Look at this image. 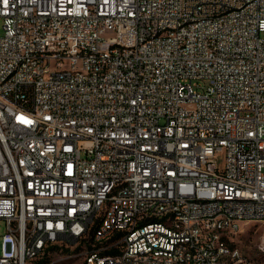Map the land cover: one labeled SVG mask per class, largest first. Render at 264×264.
I'll return each instance as SVG.
<instances>
[{
	"label": "built area",
	"instance_id": "2783aa9c",
	"mask_svg": "<svg viewBox=\"0 0 264 264\" xmlns=\"http://www.w3.org/2000/svg\"><path fill=\"white\" fill-rule=\"evenodd\" d=\"M252 218L264 0H0V264L41 242L88 264H263L217 258Z\"/></svg>",
	"mask_w": 264,
	"mask_h": 264
},
{
	"label": "bare ground",
	"instance_id": "6f19581e",
	"mask_svg": "<svg viewBox=\"0 0 264 264\" xmlns=\"http://www.w3.org/2000/svg\"><path fill=\"white\" fill-rule=\"evenodd\" d=\"M91 59H99L101 58V51H90ZM64 63H73V56H49V64H64ZM37 66H46V59H37ZM89 75H96V68H89ZM248 222H257L262 224L261 218H252L247 220ZM244 221V222H247ZM166 223H173V216H166ZM243 231V229L239 230V234ZM220 235V227H209L208 228V238H216ZM233 242V237H224V249L218 250V242L216 239L208 240V247L210 250H218L217 258L221 259H229L232 255L237 252H241L238 248H234L231 243ZM234 242L236 241V237H234ZM253 247L257 248V256H262V248L264 247V229L260 236V240L253 243ZM52 248H64V246H52ZM63 250V249H62ZM49 251V242H41L40 246L37 247V255L29 256V263L38 257L46 254ZM244 255V254H243ZM247 256V255H245ZM154 259V250L144 251V254L139 256V251H130L129 255H127V262H137V264H147L149 261ZM88 264V262H86ZM264 264V258H263Z\"/></svg>",
	"mask_w": 264,
	"mask_h": 264
},
{
	"label": "rangeland",
	"instance_id": "374dc122",
	"mask_svg": "<svg viewBox=\"0 0 264 264\" xmlns=\"http://www.w3.org/2000/svg\"><path fill=\"white\" fill-rule=\"evenodd\" d=\"M205 84V83H203ZM245 230V225H248ZM6 226L5 222L0 221V237L5 233ZM263 232L262 224L257 222H243V231L241 230L239 237H236L237 242H243V249L247 256H252L253 258L257 256V248L253 247V243L260 240V236ZM1 247V238H0ZM53 253L49 255L48 264H87L84 259V255L80 254L83 250L78 247L74 252L65 248H52ZM82 253V252H81ZM43 256V255H42ZM41 257V256H40ZM39 257L31 262L35 264L39 261Z\"/></svg>",
	"mask_w": 264,
	"mask_h": 264
},
{
	"label": "trees",
	"instance_id": "16d2710c",
	"mask_svg": "<svg viewBox=\"0 0 264 264\" xmlns=\"http://www.w3.org/2000/svg\"><path fill=\"white\" fill-rule=\"evenodd\" d=\"M53 253V249H50L46 254L43 256L39 257V261L36 262L35 264H48L49 263V255Z\"/></svg>",
	"mask_w": 264,
	"mask_h": 264
},
{
	"label": "crops",
	"instance_id": "0c3cea01",
	"mask_svg": "<svg viewBox=\"0 0 264 264\" xmlns=\"http://www.w3.org/2000/svg\"><path fill=\"white\" fill-rule=\"evenodd\" d=\"M250 224H248V225H245V230H246V228H247V226H249ZM231 245L234 247V248H238L241 252H243V254L244 255H247L246 254V252L244 251V249H243V242H234V244H233V242L231 243Z\"/></svg>",
	"mask_w": 264,
	"mask_h": 264
},
{
	"label": "snow or ice",
	"instance_id": "6c2138e0",
	"mask_svg": "<svg viewBox=\"0 0 264 264\" xmlns=\"http://www.w3.org/2000/svg\"><path fill=\"white\" fill-rule=\"evenodd\" d=\"M5 2H6V0H5Z\"/></svg>",
	"mask_w": 264,
	"mask_h": 264
}]
</instances>
